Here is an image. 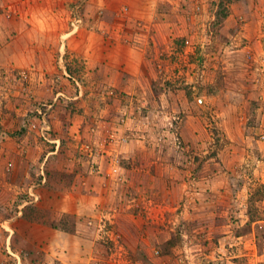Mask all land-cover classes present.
Returning <instances> with one entry per match:
<instances>
[{
  "label": "rangeland",
  "instance_id": "obj_1",
  "mask_svg": "<svg viewBox=\"0 0 264 264\" xmlns=\"http://www.w3.org/2000/svg\"><path fill=\"white\" fill-rule=\"evenodd\" d=\"M101 1L0 0V148L12 140L27 168L0 203L2 264H264V0H152L154 19L123 35L144 50L140 76L108 84L85 64L94 17L114 18ZM40 53L49 67L28 62ZM72 115L89 123L73 160L96 177L78 195L65 191ZM27 140L44 147L28 165ZM12 166L0 152V172Z\"/></svg>",
  "mask_w": 264,
  "mask_h": 264
},
{
  "label": "crops",
  "instance_id": "obj_2",
  "mask_svg": "<svg viewBox=\"0 0 264 264\" xmlns=\"http://www.w3.org/2000/svg\"><path fill=\"white\" fill-rule=\"evenodd\" d=\"M140 1H144V6L140 8ZM137 2L139 3V7L136 6ZM150 2L152 3V0H102L100 4L98 5H90L93 7V9L98 10H105L111 12L112 16L114 14V18L112 22H108L107 20L103 19H96L94 17L95 23L94 28L88 32L91 36L90 43H88V47H86L87 51L90 53L87 54L85 57V64L87 66V69H101V78L102 82L104 83H115V81L112 79V75H114V79H118V81L122 82L123 78L130 77L132 80L136 79L138 76H140L141 69L143 67V62L145 58L144 50L136 47H140L136 44H127L123 38V35H125V31L127 30V27L125 26L126 21L131 22L134 21L136 24H141V21H151L154 19V12L150 9L151 12H147V9L151 8ZM156 4V2H155ZM134 6V8H133ZM152 9H155L152 8ZM129 10V12H128ZM99 24V25H98ZM33 55V54H32ZM28 59L29 63L37 62L38 65L45 67L50 66V62L47 61V55L44 53H40V55H36V57H32ZM30 65V64H28ZM47 84V83H46ZM45 82H43L42 91L39 92V100L48 101L51 99L53 94L51 93L52 87H48ZM77 98V97H75ZM54 103V102H53ZM82 103V102H81ZM93 103H96L94 101L90 102L89 104L85 105V103H82L83 106H85V114H88L91 116V110L97 111L96 109H90L91 105ZM54 104H52L53 106ZM51 105H49L50 107ZM57 106L54 105L53 108H56ZM60 109L57 107L56 110H52L50 113V122L53 125V131H58L59 128L55 126V124H58V121L60 117L62 116L60 113H58ZM69 114V113H68ZM69 116V115H68ZM57 117V120H56ZM82 118L72 115V118L69 117L68 126L66 127V134L70 136V138H67V143H71L73 149L71 150V158L69 160H66V169H64V172L67 173V178H70L71 182L69 184L70 188L65 189L66 193L68 195H78L77 188L75 186V183L77 180H95V176H91L88 173L87 168V162H81L78 160V158L74 159L75 157V146L80 143V138L82 137L81 134H84L85 130L88 131V125L86 127V121ZM85 119V118H84ZM55 126V127H54ZM81 132V134H80ZM56 133V132H54ZM65 135V134H64ZM86 135V134H85ZM88 137L90 140L97 141V139L92 136L91 134H88ZM30 140V139H29ZM27 140L25 143L26 149L28 151V156H26V164L28 165L31 160L32 162H36L35 158L32 157L31 153H35V147L40 151V149H44L42 143L38 144L36 143V146L34 145L33 141ZM56 142H59L58 140ZM12 140H6L1 148V157H5V161H8L10 163L14 162L15 160L18 162L20 171L15 169L14 166H12V173L5 175L0 172V187H3L5 191H1L0 188V203L5 199L6 196L9 194L8 190H11L13 187V182L16 183L18 176L22 177L27 175V168H23L22 164L24 162L23 158H17L15 155V152L12 150ZM47 149V146H45ZM45 149V150H46ZM36 154H38L36 152ZM56 154V151L46 153L43 160V165H46V174H43L41 172V176L44 177L41 178V187L46 190V188L51 189L50 185L53 184L55 177V172L48 173V170L53 169V165L58 161H60L61 157ZM65 159V158H64ZM77 162V163H76ZM79 162V163H78ZM52 163H54L52 165ZM69 164V165H68ZM30 166L28 167V173L30 175L29 171ZM10 170V168H8ZM55 170V169H54ZM84 174H87V176H84ZM22 175V176H21ZM26 177V176H25ZM1 180L4 182H1ZM13 180V181H12ZM74 180V182H73ZM46 181H48L49 185H47ZM12 185V186H11ZM11 186V187H10ZM10 187V189H9ZM4 192V193H2ZM4 198V199H3ZM2 200V201H1ZM1 216V214H0ZM53 220V219H52ZM55 220V219H54ZM4 242L0 241V264H2V261L5 259L6 263L8 262V259L5 255L2 254V252H7V245L5 242L8 239V237L11 235L10 233H3ZM6 245V246H5ZM5 256V257H4ZM4 258V259H3Z\"/></svg>",
  "mask_w": 264,
  "mask_h": 264
},
{
  "label": "trees",
  "instance_id": "obj_3",
  "mask_svg": "<svg viewBox=\"0 0 264 264\" xmlns=\"http://www.w3.org/2000/svg\"><path fill=\"white\" fill-rule=\"evenodd\" d=\"M177 244L178 243H177L175 238H169V239H166L165 241H162L161 243L157 244V246H158L157 258L160 261L165 262L164 259H167L169 255L173 254V248Z\"/></svg>",
  "mask_w": 264,
  "mask_h": 264
},
{
  "label": "water",
  "instance_id": "obj_4",
  "mask_svg": "<svg viewBox=\"0 0 264 264\" xmlns=\"http://www.w3.org/2000/svg\"><path fill=\"white\" fill-rule=\"evenodd\" d=\"M200 101H202V99H199V100H198V103H199V104H202V103H200Z\"/></svg>",
  "mask_w": 264,
  "mask_h": 264
},
{
  "label": "built area",
  "instance_id": "obj_5",
  "mask_svg": "<svg viewBox=\"0 0 264 264\" xmlns=\"http://www.w3.org/2000/svg\"><path fill=\"white\" fill-rule=\"evenodd\" d=\"M113 171H114V172H116V171H117V169H116V168H114V169H113Z\"/></svg>",
  "mask_w": 264,
  "mask_h": 264
},
{
  "label": "bare ground",
  "instance_id": "obj_6",
  "mask_svg": "<svg viewBox=\"0 0 264 264\" xmlns=\"http://www.w3.org/2000/svg\"><path fill=\"white\" fill-rule=\"evenodd\" d=\"M200 103H202V101H200Z\"/></svg>",
  "mask_w": 264,
  "mask_h": 264
}]
</instances>
